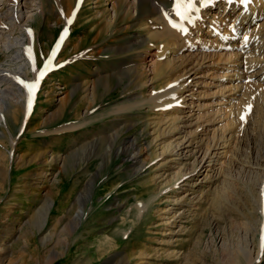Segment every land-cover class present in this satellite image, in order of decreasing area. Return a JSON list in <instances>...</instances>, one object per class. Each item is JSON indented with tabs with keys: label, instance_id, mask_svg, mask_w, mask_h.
Instances as JSON below:
<instances>
[{
	"label": "rangeland",
	"instance_id": "1",
	"mask_svg": "<svg viewBox=\"0 0 264 264\" xmlns=\"http://www.w3.org/2000/svg\"><path fill=\"white\" fill-rule=\"evenodd\" d=\"M127 1L116 11L119 0H0V264H232L245 225L257 226L255 193L239 172L204 178L193 155L176 152L159 167L151 124L166 112L150 104L162 82L152 72L156 14ZM58 39L28 112L18 81L35 80ZM185 121L162 147L194 130Z\"/></svg>",
	"mask_w": 264,
	"mask_h": 264
},
{
	"label": "bare ground",
	"instance_id": "2",
	"mask_svg": "<svg viewBox=\"0 0 264 264\" xmlns=\"http://www.w3.org/2000/svg\"><path fill=\"white\" fill-rule=\"evenodd\" d=\"M126 2L119 0L115 10ZM141 2L150 3V9L156 14L153 21L156 25L153 23L155 27L150 28L154 30L150 40L156 43L154 47L159 62L153 66L152 72L154 78L162 82L160 90L151 97L150 104L166 112L165 116L163 114L151 124L156 144L155 157L163 162L159 167L171 161L168 156L176 152L180 157L193 155L196 166L193 165L192 171L204 169V178L209 177L206 171L216 176L227 167L244 176L252 193H255L254 200L261 217L257 226L245 225L242 245L234 251L231 263L261 262L264 259V0H251L246 5L241 0L231 3L228 0H193L195 10L188 13L187 19H182L174 7L169 8L161 1ZM130 4L127 11L124 10L125 16L134 18L132 9L135 8ZM18 18L21 19V16ZM171 20L181 21V26H172ZM147 28L144 26V30ZM29 37L32 41L30 33ZM29 47L25 53L36 69L35 47ZM39 75L36 71L32 83L18 81L25 90L20 104L28 112L31 109L28 94H33V104ZM202 98L211 99L210 103L201 104L199 101ZM143 104L144 99L136 107ZM128 108L129 105L119 107V112ZM242 116L245 118L241 119ZM184 119L187 120V128L194 130L187 131L181 138L177 135L180 140L174 139L170 148L162 147L159 140L169 127L172 129L175 125L176 128L177 122ZM203 122L206 124L202 125ZM135 142L127 149L131 151ZM181 172L182 167L178 166L174 178H181ZM47 211L44 217L48 215ZM258 230L260 236L254 243ZM102 244L111 247L113 240L104 236ZM145 253L141 252L140 257Z\"/></svg>",
	"mask_w": 264,
	"mask_h": 264
},
{
	"label": "snow or ice",
	"instance_id": "3",
	"mask_svg": "<svg viewBox=\"0 0 264 264\" xmlns=\"http://www.w3.org/2000/svg\"><path fill=\"white\" fill-rule=\"evenodd\" d=\"M193 7V0H176V12L180 15H184L185 12H187L188 10H190ZM181 9H183V11H181ZM69 23H71V21H69ZM67 31V30H65ZM59 43L56 45V48L54 49L52 55L48 58V63L44 65L43 69H39L37 71H39L40 75L38 77V79L42 78L43 75L46 73V71L50 70L51 68V62L53 59H55V54L56 51L59 49ZM35 84L32 85V88H35ZM248 110H250V106H248ZM245 117L242 116L241 119H244Z\"/></svg>",
	"mask_w": 264,
	"mask_h": 264
}]
</instances>
